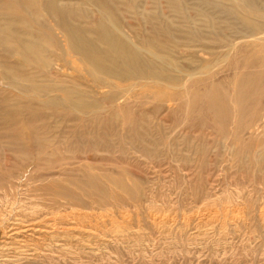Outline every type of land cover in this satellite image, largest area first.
<instances>
[{"label": "rangeland", "instance_id": "rangeland-1", "mask_svg": "<svg viewBox=\"0 0 264 264\" xmlns=\"http://www.w3.org/2000/svg\"><path fill=\"white\" fill-rule=\"evenodd\" d=\"M185 1L198 10L196 26L208 37L239 35L244 19L264 23V0L254 10L240 9L243 19L224 12L227 0ZM60 2L92 10L88 23L100 17L86 0ZM138 2L157 10L154 0ZM162 5L171 14L165 0ZM7 16L25 21L13 23L17 29L41 32L51 23L0 0V21ZM122 17L153 35L139 16ZM0 34V134L23 121L36 125L26 135L49 136L56 119L41 115L42 96L28 86L36 69ZM62 48L60 78L92 91L100 110L60 117V151L51 157L0 152V264H264V50L239 47L218 66L225 47H172L181 66L207 65L211 72L184 78L177 89L146 79L123 82L137 84L127 94V113L114 118L118 104L102 98L113 87L96 86L77 56ZM99 137L104 145L92 144Z\"/></svg>", "mask_w": 264, "mask_h": 264}, {"label": "bare ground", "instance_id": "bare-ground-1", "mask_svg": "<svg viewBox=\"0 0 264 264\" xmlns=\"http://www.w3.org/2000/svg\"><path fill=\"white\" fill-rule=\"evenodd\" d=\"M10 1L14 8L22 12L26 11L36 17L39 22L40 16L44 14L50 18L51 23L43 24L45 30L40 32L34 29H17L13 23H24L25 21L18 16L15 18L7 16L4 22L0 21V33L8 34L14 42L12 50H19L24 61L36 69L31 74L34 79L32 83L29 82L28 86L35 87L37 93L42 96L39 106L41 115L44 118L50 117L56 120L51 123L49 136L37 131L26 135L24 131L36 125L29 128L23 121L10 123L14 129L0 134V152L26 155L29 152L38 151L51 157L60 151L56 145L58 142L61 143L60 117H89L90 113L100 110L97 105L99 102L92 91L82 88L72 78H60L63 46L65 53H73L77 56L81 62V69L92 77L96 86L113 87L112 90L105 91L102 98H108L111 105L118 104L117 109L111 113L114 118H118L121 112L126 111L127 113L131 105L127 94L136 88L137 84L131 83L128 84L129 87H126L122 85L123 82L146 79L155 86L165 84L168 88L177 89L185 87V83H181L182 79L185 78L189 82L196 75L211 72L212 68L209 69L207 65L194 71L181 66L179 61L183 58L177 56L172 47L177 48L190 42L197 43L201 52L212 51L216 45L225 47V53L220 56L222 61L216 64L218 66L229 56L237 54L239 47L259 45L260 50H264V23L256 25L248 18L243 20L246 27L239 35L222 38L219 31H214L211 35L215 36L208 37L204 32L202 33V29L196 26L195 15L198 10H195L196 7L188 6L185 0H165L171 12L168 15L163 9V0H154L157 4L155 11L140 4L138 0H124V7L119 5L121 0H86L96 8L100 16L93 23L87 21L95 16L92 10L75 8L61 3L60 0ZM204 1L211 5L217 4V0ZM227 1H230L231 5L226 6L224 12L235 14L241 19L243 16L238 11L240 9L254 10L256 2V0ZM189 11L194 13L189 14ZM123 12L139 16L142 23L147 25L146 29L150 28L153 31V35L148 37L137 32L135 25L123 24ZM202 15L209 23L208 25L216 29L215 21L212 20L214 17L205 11ZM177 18H183L188 25L185 21H178ZM184 26L190 28L182 29ZM241 85L240 82L237 90L238 97H242ZM215 105L214 108L217 107ZM224 108L222 105L221 114L224 113ZM54 116H58V119ZM69 120L75 119L70 118ZM4 123L6 124L7 120ZM100 138H92V144L104 145L102 142L106 140Z\"/></svg>", "mask_w": 264, "mask_h": 264}]
</instances>
